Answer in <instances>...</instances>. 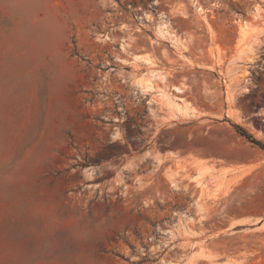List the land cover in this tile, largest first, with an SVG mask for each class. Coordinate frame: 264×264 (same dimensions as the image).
<instances>
[{
  "label": "rangeland",
  "instance_id": "374dc122",
  "mask_svg": "<svg viewBox=\"0 0 264 264\" xmlns=\"http://www.w3.org/2000/svg\"><path fill=\"white\" fill-rule=\"evenodd\" d=\"M236 126L264 144V0H0V264H264Z\"/></svg>",
  "mask_w": 264,
  "mask_h": 264
},
{
  "label": "bare ground",
  "instance_id": "6f19581e",
  "mask_svg": "<svg viewBox=\"0 0 264 264\" xmlns=\"http://www.w3.org/2000/svg\"><path fill=\"white\" fill-rule=\"evenodd\" d=\"M201 10H202V9H200V12H201ZM161 35H162V36H167V35H168L169 38L172 39V40H175L174 38L176 37L174 34L170 33L169 31H165V29H161ZM123 47H124V45H123ZM146 81H147V80H146ZM138 84H140V85L142 86V88L145 89V91H146V89L148 90V89H150V88L152 87V86L150 87V85H151L150 82L147 83V84H144V82H143L142 80H139V81H138ZM150 90H151V89H150ZM177 90L181 91L180 89H177ZM175 103H176V102H175ZM175 107H177V109H178V108L180 109V105L177 104V103L175 104ZM178 111H179V110H178ZM181 111H183V110L180 109L179 112H181Z\"/></svg>",
  "mask_w": 264,
  "mask_h": 264
},
{
  "label": "trees",
  "instance_id": "16d2710c",
  "mask_svg": "<svg viewBox=\"0 0 264 264\" xmlns=\"http://www.w3.org/2000/svg\"><path fill=\"white\" fill-rule=\"evenodd\" d=\"M237 130L240 132V134L244 137H246L251 143L259 146L261 149L264 150V144L261 141L256 140L255 138H253L246 130H244L242 127L240 126H236Z\"/></svg>",
  "mask_w": 264,
  "mask_h": 264
},
{
  "label": "crops",
  "instance_id": "0c3cea01",
  "mask_svg": "<svg viewBox=\"0 0 264 264\" xmlns=\"http://www.w3.org/2000/svg\"><path fill=\"white\" fill-rule=\"evenodd\" d=\"M238 220H240V219H238ZM250 224H252V223L248 222L247 220H244L243 222L236 223L234 229H237V228H240V227L242 228V227L248 226ZM263 227H264V221L260 222L258 228H263Z\"/></svg>",
  "mask_w": 264,
  "mask_h": 264
}]
</instances>
